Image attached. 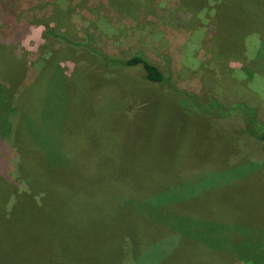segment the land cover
<instances>
[{"label": "rangeland", "instance_id": "rangeland-1", "mask_svg": "<svg viewBox=\"0 0 264 264\" xmlns=\"http://www.w3.org/2000/svg\"><path fill=\"white\" fill-rule=\"evenodd\" d=\"M258 3L228 8L225 27L201 0H0V41L24 56L18 92L38 91L20 102L27 124H0V158L10 150L0 187L14 185L6 176L20 184L0 214L14 246L0 264H264V151L240 123L183 107L134 74L101 76L43 38L46 26L72 40L88 31L103 52L140 53L178 89L245 103L264 125ZM59 73L70 79L52 86Z\"/></svg>", "mask_w": 264, "mask_h": 264}, {"label": "trees", "instance_id": "trees-1", "mask_svg": "<svg viewBox=\"0 0 264 264\" xmlns=\"http://www.w3.org/2000/svg\"><path fill=\"white\" fill-rule=\"evenodd\" d=\"M204 3H209L213 6V10L216 15H222L225 19V24L227 27V10L228 8L232 10L237 9V4L241 3L245 11H253L256 9L259 4V0H201ZM241 1V2H239ZM257 1V5H254V2ZM83 37L77 39H70L65 36L63 33L58 32L55 27L46 26V30L43 34V38L46 41V44L49 45V40L52 42H58L66 46V51L69 55H72V60L77 59L74 55L80 54L84 58L86 65H93L95 71L99 72L101 76L105 75H114L121 74L122 72H127L137 76L140 81L143 83L153 84L161 89L165 90L168 95L176 98L178 103L183 106L194 107L193 109L200 112L203 116L208 118H215L219 120L231 119L238 121L240 124L237 129V133L240 135L247 136L254 140L255 142L261 145L262 150L264 151V125L260 124L257 120V110L253 107H250L242 102H235L228 106L218 103L214 99L203 100L192 93L178 89L172 82V77L169 72H162L157 66L148 61V59L137 53L131 57H124L121 55L108 54L103 52L100 48L96 47L93 42V38L88 31L83 30ZM20 32H14V37L17 38ZM8 42L0 41V91L3 93V98L6 101L4 104L5 112L2 106L0 105V112L4 113L0 117V124H27L26 120H30V115L26 116L27 113L19 111L20 102L27 104L29 99L37 94V87L34 85L29 86V88L20 89L21 80L24 77L25 71V62L24 56H20L19 59H16L12 52L13 48ZM47 46L44 48L46 49ZM43 49V48H42ZM54 54L57 51L53 52ZM60 53V52H58ZM90 60V61H88ZM52 60H47V64H53ZM43 64V62H42ZM33 65V64H32ZM50 65L46 66L44 72L41 73V76L46 73L47 68ZM56 72L61 68L57 66ZM63 74L59 73L60 78H52V86L54 82L69 80L70 77L62 76ZM40 76V77H41ZM101 79L97 80L96 83L101 84ZM61 91V90H58ZM1 97V98H2ZM10 109V110H9ZM9 110V111H8ZM28 112V111H26ZM23 126V125H22ZM11 129L9 127L5 130L3 135L7 143V147L13 148L16 144L10 142ZM2 135V136H3ZM31 135H29V138ZM31 144H34V141H31ZM34 146V145H33ZM9 149L6 154L5 164H2L0 171L5 169V172L9 169ZM2 156V157H3ZM2 157L0 158V163H2ZM4 168V169H3ZM9 182L14 183V185L9 184L7 181L3 183L0 187V203L1 210L0 214L2 216H9L10 206L14 203V196L18 195L16 189L20 187L19 183H16L15 180H11L9 176H6ZM5 236L0 235V250H4L6 255H9L10 249L13 247L9 245L5 240ZM18 242H15V246ZM17 248V246H16ZM8 252V253H7ZM11 254V253H10ZM14 252L12 253L11 258H14ZM18 257V256H17ZM8 258L5 256V259ZM16 258V257H15Z\"/></svg>", "mask_w": 264, "mask_h": 264}]
</instances>
